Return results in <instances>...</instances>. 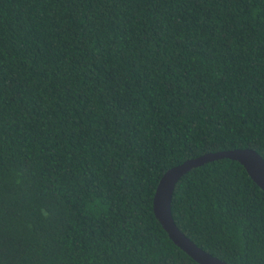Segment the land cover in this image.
I'll return each instance as SVG.
<instances>
[{
	"label": "trees",
	"instance_id": "16d2710c",
	"mask_svg": "<svg viewBox=\"0 0 264 264\" xmlns=\"http://www.w3.org/2000/svg\"><path fill=\"white\" fill-rule=\"evenodd\" d=\"M264 159V0H0V264H198L152 209L163 173ZM171 213L229 264H264V191L192 168Z\"/></svg>",
	"mask_w": 264,
	"mask_h": 264
},
{
	"label": "water",
	"instance_id": "95a60500",
	"mask_svg": "<svg viewBox=\"0 0 264 264\" xmlns=\"http://www.w3.org/2000/svg\"><path fill=\"white\" fill-rule=\"evenodd\" d=\"M222 158L240 163L250 178L264 191L263 157L252 148H234L208 152L167 169L159 179L152 199L153 213L170 240L198 264L229 263L199 247L176 226L171 213L172 195L178 180L192 168Z\"/></svg>",
	"mask_w": 264,
	"mask_h": 264
}]
</instances>
